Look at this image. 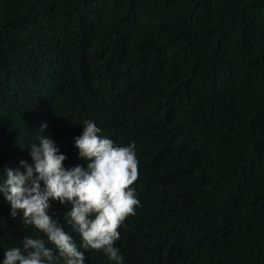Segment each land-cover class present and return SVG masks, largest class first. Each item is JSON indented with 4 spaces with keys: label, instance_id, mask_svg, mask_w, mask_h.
I'll use <instances>...</instances> for the list:
<instances>
[{
    "label": "trees",
    "instance_id": "obj_1",
    "mask_svg": "<svg viewBox=\"0 0 264 264\" xmlns=\"http://www.w3.org/2000/svg\"><path fill=\"white\" fill-rule=\"evenodd\" d=\"M85 121L135 143L122 264H264V0H0V174L37 136L86 167ZM10 211L0 194V264L43 237Z\"/></svg>",
    "mask_w": 264,
    "mask_h": 264
},
{
    "label": "clouds",
    "instance_id": "obj_2",
    "mask_svg": "<svg viewBox=\"0 0 264 264\" xmlns=\"http://www.w3.org/2000/svg\"><path fill=\"white\" fill-rule=\"evenodd\" d=\"M37 141L31 145V163L21 160L19 168L0 174V194L10 204L11 218L43 237H24L22 247L4 252L3 264H84L80 249L103 252L122 264L114 246L118 229L140 204L133 187L139 176L135 143L114 146L94 122L85 121L74 146L86 167L66 169L67 157L51 139L37 136ZM50 200L70 205L64 222L79 235V246L49 215Z\"/></svg>",
    "mask_w": 264,
    "mask_h": 264
}]
</instances>
